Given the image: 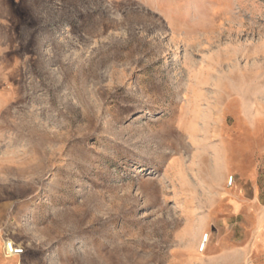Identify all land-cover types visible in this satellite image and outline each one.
<instances>
[{
  "label": "rangeland",
  "instance_id": "obj_1",
  "mask_svg": "<svg viewBox=\"0 0 264 264\" xmlns=\"http://www.w3.org/2000/svg\"><path fill=\"white\" fill-rule=\"evenodd\" d=\"M247 171L264 0H0V264H212Z\"/></svg>",
  "mask_w": 264,
  "mask_h": 264
},
{
  "label": "crops",
  "instance_id": "obj_2",
  "mask_svg": "<svg viewBox=\"0 0 264 264\" xmlns=\"http://www.w3.org/2000/svg\"><path fill=\"white\" fill-rule=\"evenodd\" d=\"M234 175L230 185L223 182L213 209L206 213L213 225L207 229L206 247L198 250L199 259L212 264H264V179L253 171Z\"/></svg>",
  "mask_w": 264,
  "mask_h": 264
},
{
  "label": "built area",
  "instance_id": "obj_3",
  "mask_svg": "<svg viewBox=\"0 0 264 264\" xmlns=\"http://www.w3.org/2000/svg\"><path fill=\"white\" fill-rule=\"evenodd\" d=\"M231 182H232V178L229 179V184H231ZM207 240H208V234H204L202 236V242H201V245L199 247V251H203V249L205 248ZM7 251H8L9 255H13V256L20 255L23 252L22 249L17 248L12 243L7 244Z\"/></svg>",
  "mask_w": 264,
  "mask_h": 264
},
{
  "label": "bare ground",
  "instance_id": "obj_4",
  "mask_svg": "<svg viewBox=\"0 0 264 264\" xmlns=\"http://www.w3.org/2000/svg\"><path fill=\"white\" fill-rule=\"evenodd\" d=\"M208 241V240H207ZM208 243V242H207ZM206 247V246H205Z\"/></svg>",
  "mask_w": 264,
  "mask_h": 264
}]
</instances>
